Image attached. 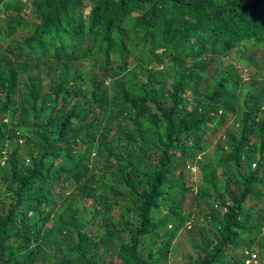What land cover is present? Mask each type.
<instances>
[{
	"label": "trees",
	"instance_id": "obj_1",
	"mask_svg": "<svg viewBox=\"0 0 264 264\" xmlns=\"http://www.w3.org/2000/svg\"><path fill=\"white\" fill-rule=\"evenodd\" d=\"M87 2L89 11L84 16L82 7ZM5 6V0H0V8ZM29 11L36 24L20 43L12 38L11 44H17L22 59L48 54L57 61L65 59L66 63L60 65L51 93L38 95V69L29 65L19 80V60L11 56V51L0 52V143H30L24 154L17 148L0 150V182L11 198L7 212H0V264H34L51 243L62 256L60 264H98L92 251L104 244L102 240L95 243L76 231V244L71 243L74 230L69 226L77 195L59 194L57 206L62 212L51 215L48 227L49 218L41 219L40 207L48 205L54 195L55 181L76 186L93 181L92 169L81 158H75V148L83 132L95 130L92 122L96 112L106 115L109 98L104 78L115 62L123 68L130 41L145 55L144 63L149 67L145 69V81L132 83V72L121 70L107 76L120 95L112 97L119 107L117 115L121 119L116 122L115 131L120 134L112 136L107 148L102 147V141H109L107 134L96 139L97 152L104 154V163L113 158L120 167L115 184L137 200L138 225L134 231L127 230L129 241L117 248L116 264H155V255L165 262L170 240L161 241L157 231L163 223L181 218L186 192L208 200V214L201 221L212 227V235L204 236L195 264H224L226 254L251 231L264 234V205L252 225V209L244 208L248 197L264 200V117L257 120L260 97L247 92L242 122L240 126L239 122L235 124L239 133L222 135L218 149L224 157L211 164L203 158L204 135L235 112V92L242 80L229 68L218 74L209 95L189 99L190 86L194 89L200 84L202 67L193 70L184 65L185 59L222 55L240 44L264 48V0H31ZM21 24L20 18L8 14L7 34H15ZM87 33L99 35L96 50L102 56L100 80L98 75L84 79L80 74L68 80L66 68L72 58L66 50L73 52ZM48 36L54 42L51 50L44 47ZM154 63L166 66L152 68ZM20 82L27 99L15 104L12 94ZM29 116L31 121L27 123ZM141 120L147 124L144 129L140 128ZM133 124L137 127L131 129ZM253 134L259 145L257 156L250 142ZM93 140L92 137L83 143L88 145ZM123 140L124 144H137L138 149L148 146L156 150L155 162L147 171L131 159L132 149L124 157L118 155ZM60 156L64 159L59 160ZM189 167L194 168L205 191L200 193L194 185L185 186L183 172ZM218 167L224 180L221 192L215 189ZM174 182L178 184L175 191ZM114 193L123 196L121 191ZM158 211L161 213L154 219ZM182 224L190 228V220ZM182 224L173 228L171 240ZM100 227L107 238L122 235L121 230L103 224ZM204 232L201 229L200 234ZM143 239L148 240V246L143 245ZM157 242L160 246L153 251ZM89 245L92 254L86 256ZM249 252L255 255L257 264L258 257L250 246L238 260L231 258L232 264H243Z\"/></svg>",
	"mask_w": 264,
	"mask_h": 264
},
{
	"label": "rangeland",
	"instance_id": "obj_2",
	"mask_svg": "<svg viewBox=\"0 0 264 264\" xmlns=\"http://www.w3.org/2000/svg\"><path fill=\"white\" fill-rule=\"evenodd\" d=\"M5 2L6 6L0 8V52L8 53L11 51V56L14 55L19 60V80H22L24 77L22 73L23 69L30 67L29 65L35 66L39 71L40 85L36 86L38 95L51 93V90L57 82V71L62 63H66V60L62 59L61 61H57L48 54L39 55L37 59H33L32 56L26 58V60L22 59L23 56L19 53L17 44H11L10 40L14 38L17 43H20L24 37L29 35L31 28L36 24V21L29 11L31 0H5ZM84 4L82 12L83 15L86 16L90 4L89 2ZM8 14H14L22 20V24L16 29L15 34L10 36L5 30L6 16ZM134 16L138 18L139 14L135 12ZM98 38L99 35L87 33L82 44L75 45L73 52H70L69 49L66 50V54H70L72 60L66 68L65 78L69 80L80 74L84 79L94 77L95 75H98L99 79V65L102 56L96 50ZM128 43L129 49L128 54L123 59L125 64L123 68L120 62H115L109 67L106 78H104L106 95L109 98L105 106L107 109L106 115L96 112V118L92 122L95 125V130H90L89 134L83 132L75 148V158H81L84 164L92 169L94 175L93 181L91 183H85L83 186H76L72 182L64 183L60 180L55 181L54 195L51 196L48 205L40 207V209H43L41 219L45 216L49 218V221L46 223V227H48L52 220L50 218L51 215L54 216L62 212V209L57 206L59 203V194H61V196H65L66 194L77 195L78 200L73 208V212L75 211L74 217L69 226L70 229L74 230L71 243L76 244L74 240L76 231L81 232L87 237H91L92 241L95 243L102 240L104 244H101L98 249L92 251L94 252V258L98 264L118 263V259L115 256L117 248L122 242L129 241L127 230L134 231L138 225V218L135 210V206L137 205L136 197L120 185L115 184V174L120 167L117 166L113 158L107 163H104V154H99L96 148V139L99 135H108L109 141H102V147L107 148L111 146L112 136L114 134H120L115 131L116 122H119L121 119L120 116L117 115L119 107L112 101L114 95H117L119 98L120 95L112 88V82L107 76L110 77V75L121 71H125V73L132 72L133 75L130 77V82L141 84L145 81V69H149L144 63L146 59L145 55L141 53L140 47H135L136 44L133 41ZM53 46L54 42L51 37H46L44 39L45 49L51 50ZM23 50L26 51V49ZM159 53V51L156 52V54ZM184 65L187 69L193 70L202 67L199 79L200 84L194 89L190 86L191 90L187 93L189 99H197L200 98L201 95L204 96V94L209 95L211 89L215 86V79L218 74L229 68H233L242 80L235 92V112L233 114L229 113L228 117L225 118L221 125L209 128L204 135L205 151L203 153V158L213 164L217 162L219 158L224 157V153L218 149V145H221L220 142L223 141L222 135L225 134L228 137L231 134H235L237 136L239 133L240 128L235 127V124L239 122L240 126L242 122V115L245 112L243 99L247 96V92L260 97V111L257 114V120H261L264 117V48L255 47L247 43L243 45L240 44L222 55L204 56L197 60L185 59ZM162 66L165 67L166 64L154 63L152 68L155 67L160 69ZM46 67L48 69H46ZM12 99L15 104L23 103V100L27 99V93L21 82L14 88ZM151 109L154 111L153 108ZM13 117L14 120L17 118L16 115ZM30 121L31 117L29 116L26 118V122L29 123ZM140 122V128L144 129L147 125L146 122L143 120ZM136 127L137 125L133 124L130 128L134 129ZM109 129L111 130L110 133ZM117 132L120 131L117 130ZM92 137L94 140L90 142V144L86 145L83 143V141L91 140ZM120 138L122 139L121 135ZM146 140L148 139L146 138ZM124 141L125 140H123V145L120 144L121 147L119 148L118 155L124 157V155L132 149L130 155L131 159L133 161H138L143 170L147 171L149 165L155 162L156 150L148 146L138 149L137 144H124ZM250 142L254 144L255 156H257L259 145L256 141L255 134L251 136ZM29 147L30 143L18 142L17 144L14 140H5L0 143V150H2V152L17 148L20 154H24ZM63 159L64 156H60L59 160ZM188 170L183 172L185 176V186L189 187L194 185L200 193L203 190L205 191L206 188L199 181L197 178L198 176L194 174V168L189 167ZM215 174L217 176L215 189L221 192L224 189V180L220 176L219 167L215 168ZM177 187L178 184L176 185L174 182L173 190L175 191ZM228 189L232 190L233 187L228 186ZM116 190L121 191L123 196H117L114 193ZM207 191L209 192L210 189H207ZM263 201V199L255 200L253 197H248L244 202V208L252 209L250 218L251 225L257 222V216L260 214L264 205ZM10 202V194L5 190V185L0 182V212H7ZM207 203L208 200H206L205 197H201V195L193 197L190 192L184 194V202L181 207V218L178 220L172 219L169 223H163L157 231L161 241L170 240V245L168 252L165 254V262H160L161 257L155 255V264H195L200 255L199 247L204 242V236L212 235L211 225L201 221L202 218L208 214ZM160 213L161 211L156 212L153 218L156 219ZM187 220H190V228H184L182 224ZM102 224L107 225L109 228L121 230L122 235L119 237L107 238L100 227ZM177 224H182L181 228L175 233L171 240L169 234ZM201 229L205 231L202 235L200 234ZM142 242L145 246L149 245L147 239H143ZM159 246L160 244L158 242L155 243L153 251ZM247 246H250L253 252L256 253L258 257L257 264H264V234L255 230L251 231L244 240L239 241L237 247L232 248V250L226 254L224 264H232L231 258L238 260L242 251ZM90 249L91 245L85 249L86 256L92 254L89 252ZM145 251L143 250L141 252L142 255ZM61 257L60 252L56 250L55 245L51 243L47 252L40 254L34 261V264H60L59 260Z\"/></svg>",
	"mask_w": 264,
	"mask_h": 264
},
{
	"label": "built area",
	"instance_id": "obj_3",
	"mask_svg": "<svg viewBox=\"0 0 264 264\" xmlns=\"http://www.w3.org/2000/svg\"><path fill=\"white\" fill-rule=\"evenodd\" d=\"M246 254V252H245ZM255 255L253 253H248L247 257L245 258V260L243 261V264H254L255 263Z\"/></svg>",
	"mask_w": 264,
	"mask_h": 264
}]
</instances>
